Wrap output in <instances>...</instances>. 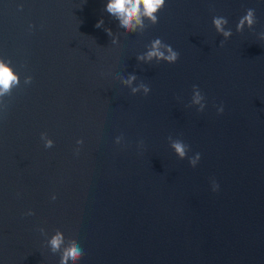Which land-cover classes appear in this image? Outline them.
Here are the masks:
<instances>
[{"label": "water", "instance_id": "water-1", "mask_svg": "<svg viewBox=\"0 0 264 264\" xmlns=\"http://www.w3.org/2000/svg\"><path fill=\"white\" fill-rule=\"evenodd\" d=\"M106 3L0 0V58L20 74L0 107V264H59L41 227L79 244L77 264H264V0H166L137 33ZM248 8L257 23L237 32ZM155 38L175 63L136 59Z\"/></svg>", "mask_w": 264, "mask_h": 264}, {"label": "clouds", "instance_id": "clouds-1", "mask_svg": "<svg viewBox=\"0 0 264 264\" xmlns=\"http://www.w3.org/2000/svg\"><path fill=\"white\" fill-rule=\"evenodd\" d=\"M166 0H107L105 11L118 23V27L125 33H137L143 32L149 24L155 25L158 22L157 13L165 6ZM20 8L23 5L19 6ZM146 21L148 23H146ZM212 23L217 31L221 34L224 39H228L232 36L231 28L226 29L228 19L223 16H214ZM257 23V17L255 15V9L248 8L246 14L241 16L238 23L236 24V31L242 32L247 26L252 29ZM104 25L103 18L99 19L95 25L96 28H101ZM31 27V26H30ZM104 31L109 37H112L111 43L115 45L117 39L113 36L111 28H104ZM261 36L264 37V31ZM223 43V41L221 42ZM147 51L139 54L136 59L142 62H151L154 59L159 62L161 60L168 63H175L179 58V52L174 50L170 44L163 42L160 38L153 39L149 45L146 46ZM121 83L131 89L133 94L142 90L143 94L147 95L150 92V87L141 81L133 86V82L137 80L135 73H129L125 78L123 75L116 77ZM32 81V77L27 75L24 77V83L29 84ZM20 85V74L14 70L11 63L5 59L0 58V107H7L4 103L3 98L10 96L12 90ZM193 95L191 104L198 105V111H203L205 108V97L202 94L198 85H193ZM223 105H221L217 111L223 112ZM41 140L44 142L45 148H51L54 145L53 139H51L47 132H41ZM123 140V136H117L115 142L120 144ZM171 148L175 154L180 158L184 159L187 156L190 146L184 143L180 139H173L171 136L168 137ZM84 139L80 137L76 140V144L83 145ZM143 144V141L140 142ZM78 154L79 148L76 149ZM189 163L195 167L200 159V154L196 153L195 156L188 157ZM213 191L219 189V184L213 179L212 181ZM52 200L56 199L55 193L52 195ZM34 211L29 209L26 215H34ZM40 233L47 237L46 244L50 248L53 254L59 253L60 259L59 264H77V262L83 256V250L75 241L68 239L66 240L62 230L56 229V231L50 236H47L46 230L41 227Z\"/></svg>", "mask_w": 264, "mask_h": 264}]
</instances>
